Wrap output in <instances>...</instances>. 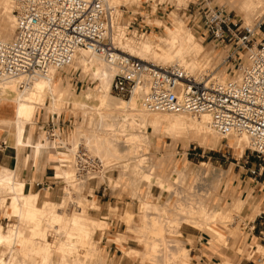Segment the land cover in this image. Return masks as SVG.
Here are the masks:
<instances>
[{
    "label": "rangeland",
    "instance_id": "rangeland-1",
    "mask_svg": "<svg viewBox=\"0 0 264 264\" xmlns=\"http://www.w3.org/2000/svg\"><path fill=\"white\" fill-rule=\"evenodd\" d=\"M12 1L13 0H0V23L9 21L10 19L15 21L14 17L16 14L15 11H13V4L9 11H2V8L5 5L11 4ZM193 2L195 1L128 0L126 3L117 7L120 13V16L117 18V23H121L125 26H129L130 22L132 24L134 23L127 31V37L129 39L146 43H150V41L154 40L158 45H161L158 41L160 39L167 40L171 34L170 32L169 35H165L166 29L172 28L173 31L176 23L181 24L183 22L193 33L195 40L204 47V55H207V62L209 64V67L206 69V71H208L206 78L218 77L220 73L225 72L224 76L227 78L226 80H228V77L235 79L232 78L233 73H230L233 64L230 62L226 64L225 62V58L228 55V48L222 46L215 47V43L203 34V21L199 20V17L193 21L194 17L189 16L192 15L195 10V7L192 6ZM235 2L236 0H227L224 6H226L227 12L231 11V16L235 15L236 20L242 22L244 26H252L255 22L259 19L262 20L264 17V0L263 3L259 5L260 8L247 14L249 17L235 6ZM216 3L219 5L221 4L218 1H216ZM129 12H131V16L127 14ZM245 19H247V21ZM143 27H145L144 30H142ZM55 78L59 80L60 86L69 92V94H66L67 96L65 95L60 101V110L52 112L45 107L41 108L35 114L32 124L26 125V127H28V130H34V123L37 122V120L41 121L43 117L46 122L48 117L53 119L52 116L55 115L54 118L56 123L53 121L52 123L57 126V129L59 128V130L55 132V135L59 137L61 143L59 148H57V152H59L58 154H64L63 159H60L62 156L58 155L55 160H59L61 165L65 167L62 169V172L66 178L65 180H57L62 184L63 197L61 199L62 203L60 202V208H56V210H61L66 217H72L78 214L86 217L89 216V219L94 218L93 220L96 219L97 221L99 220L106 223L105 228L102 230L97 229L94 236L91 238L90 245H93L92 250L90 249V245L84 246L85 249L84 247L79 249L77 258L80 260L81 264H95L96 256L94 255L97 254L99 257L102 256L104 258V264H192L191 252L195 249L196 238L183 236L182 229H187L186 231L188 234L197 236L200 243H209L212 241L213 244H216L217 242L213 248L210 244L207 246L215 258L213 264H219L220 260L224 258H228L232 264H239L242 261L251 262L249 264H264V248L257 246L264 245V243H260L254 238L248 240V236L243 230L249 223L255 220L259 214L264 212V195L256 199L251 198L250 194H248L247 197L244 198L241 197L239 192L236 193L234 189H231L229 186L233 179L237 178L240 169H242L239 168V166L242 165L244 161L248 163L244 169L257 168L260 164L250 153L248 147L244 149L241 157L239 150L236 149L233 142H231L232 135L229 136L227 140H221L220 137L213 138V141L206 145H200L198 143L199 138L193 132H181L180 138L176 141L170 139L167 133L151 137L149 140H146L148 142L150 141L149 143H144V147L147 146V150H144L145 153L139 150V152L142 153L137 154L138 156L139 154H143L145 157L142 156V158L147 157V162L145 161L144 166L150 165L151 168L153 166L152 171L155 176L154 178L148 179L141 178V176L134 178L131 172L134 167V162L129 161L130 166L128 163H124L123 165L121 161V163L116 161L104 165L97 156L88 153L89 151L83 145H79L78 148L75 149L76 152L74 153L76 157L72 155V153L69 155L67 154L68 151L65 149L64 144H66V141L72 136L75 128L79 127L84 129L87 128L88 125V119L82 116V113L78 110L74 101L75 99L83 101V95L90 90L94 91L96 95H100L98 92L100 87L96 80H92L90 73L84 74L81 70L75 71L72 68L56 73ZM110 94L117 98L111 92ZM117 99L121 100V98ZM126 100L128 99L122 101L129 102ZM46 103H49V99L46 100ZM58 116L60 124L57 123L56 118ZM188 117L194 119V117ZM118 123L123 125L121 121L116 124ZM3 125L6 126V129L8 128V124ZM41 126L42 125L39 124L36 128ZM122 127L127 129L126 125ZM40 131L41 141L47 138L50 147L52 142L50 138L46 136V127H42ZM148 132L150 133L151 131L149 130ZM39 141L40 140H37V142ZM144 147L142 149H145ZM70 149H72V147H70ZM237 160H240L239 166L236 164ZM146 163L148 164L146 165ZM56 165H58V163L54 164V166ZM173 169L183 170V174L178 181L176 180L175 183L171 182L172 186L170 189H167V191L163 189V191H161L154 182H156L157 179L168 181ZM203 170L205 171L203 172ZM196 171H199V173H196ZM190 173L191 176L193 175L192 177ZM195 174L202 178L197 179V176L194 178ZM203 175H205L206 178ZM248 177L250 176L248 175ZM212 184H217L215 191L211 188V186H213ZM104 188L113 195L112 200L117 204H108L106 213L97 217L94 212H99L101 208L97 205L95 198L93 199V191L94 189L101 191V189ZM0 197L3 198V200L1 199L0 201V225L2 231L6 233L8 231V225L13 224L17 226L19 229L18 231L28 232L31 227H33V224H30L28 218L22 215L23 212L19 213L18 211H14L11 213L8 207L11 203V196L4 193ZM232 199L241 201L243 206L239 213H235L232 218L229 219V205ZM200 200L207 204L204 212L206 216H210L208 220H212L210 224L211 227L218 231L220 235L217 239L221 240L225 238V242L220 240L214 241L211 234L215 235L216 232L208 226L201 230L184 221L189 213H197V208L195 206ZM80 201L85 204V207H82L81 213H78L76 207L78 206L77 202ZM141 202L154 204L157 206V209H159V207L162 208L158 211L161 214L157 213L152 216L155 220L159 218L163 219H159L160 225L163 227L162 234L157 235L155 232H152V229H158V224L156 223L154 224L155 226H152V223H148V217L144 219L145 221L143 223V215L139 213L138 207ZM162 211L165 213H162ZM214 213L216 216L211 218ZM130 214H132V216H130ZM146 215L151 216L149 213ZM159 215L163 217L161 216V218ZM8 219L12 220V222L9 223ZM47 225L49 224L45 222L41 223V227L46 234V239L43 241L41 237H35V245L43 246L45 240L54 246L59 243L61 237L56 235L54 229ZM139 228H145L143 231L144 236L140 234L137 235ZM207 229H210L209 233ZM176 232H180V236H177L178 234ZM140 240H143V242ZM174 240L176 243H180L182 248L190 249L188 258H183L182 260L175 258L173 260L175 254H172L173 252L171 250L173 249L171 247L173 246L172 243H175ZM144 241L147 242V247ZM13 243L8 247H6L7 245L0 246V257L4 261L11 260L12 256L17 255L18 251L20 253L24 249H21L16 242ZM35 245L33 243V246ZM54 246H51L53 252L52 261L58 264L59 254L54 252L56 251V246ZM238 248L242 250L245 248L244 250L247 251V256L237 252ZM31 249L33 250L32 247ZM150 249H154V252L152 253ZM250 249L252 251L253 249L254 251L258 250V253L251 255ZM29 251L30 247L27 249V252ZM85 251L89 254H86ZM134 251H136L135 254ZM32 254L33 253L29 255L32 256ZM85 255H87V258ZM27 256L26 253V264H29V261H34L33 257H30L28 260L27 258H29V256ZM162 257H164L165 260ZM171 257L172 261L170 260ZM87 259L90 260L88 261ZM168 259L170 261H168Z\"/></svg>",
    "mask_w": 264,
    "mask_h": 264
},
{
    "label": "bare ground",
    "instance_id": "bare-ground-1",
    "mask_svg": "<svg viewBox=\"0 0 264 264\" xmlns=\"http://www.w3.org/2000/svg\"><path fill=\"white\" fill-rule=\"evenodd\" d=\"M127 1L128 0H105L112 12L113 40L117 48L125 52L128 56L140 59L144 62L153 63L157 66L178 65L189 74L200 79L207 76L206 74L208 71H206V69L209 67V64L207 62V55H204V47L195 40L191 30L188 29L183 22L181 24L176 23L173 31L172 28L166 29L165 35H169L170 32L171 34L167 40L160 39L158 41L161 45H158L154 40L150 41V43H146L129 39L127 37V26L117 23V18L120 16L117 7ZM261 3H263V0H236L235 6L247 16V14L260 8L259 5H261ZM12 4L14 7L13 11H15V0H13L11 4L5 5L2 11H9L12 8ZM14 18L15 21L10 19L9 21L0 23V40L9 41L14 35L16 17ZM245 20L247 21V19ZM71 68L75 71L81 70L84 74L90 73L92 80L98 82L100 87L98 92L100 95H96L94 91L90 90L83 95V101L75 99L74 104L78 107L82 116L88 119V125L87 128L84 129L79 127L75 128L72 136H70L69 139L67 138L68 140L66 141L67 143L64 144V147L69 155L72 153V155L75 156V149H77L79 145H83L89 151L88 153L97 156L104 165L116 161H119V163L123 162V165L124 163L129 164V161L134 162V167L131 171L134 178L141 176V178L148 179L154 178L155 176L152 171L153 166L152 168L150 165H148L149 168L148 166H144L147 157L144 158L145 156L143 154H139V156L137 154L142 152L145 153L144 150H147V146L144 147V143L147 144L148 141L146 140H149V138L167 133L170 139L176 141L180 138L181 132H193L199 138L198 143L200 145H206L213 141V138L219 137V135L210 128L209 118L207 116L194 117V119H192L188 117L190 115L184 116L186 114L146 113L141 103L142 92L133 94L126 100L129 102H124L122 101L124 99L120 100L111 96V83L115 75V69L108 66L104 60L97 55L80 51L67 70ZM224 73H220L218 77L215 76L212 77V79L223 83L227 79ZM55 76L56 72H51L47 77H38L34 79L5 78L0 80V111L2 108H5L11 112V115H9L10 118L8 120L0 118V123L8 124L7 132L13 136L17 149L20 150L24 147L31 146L33 148V154H36L41 151L45 152L46 149L49 148L47 138H44V141L34 143L32 142L31 134H29L26 141L24 140V134L26 125L32 124L33 118L38 110L45 107L52 112L59 111L60 101L66 94H69L66 89L60 86V82L56 80ZM228 80L232 79L228 77ZM21 82H25L27 85L23 89L20 87ZM47 99H49V103H46ZM119 121H121L123 125L119 123V125L116 124ZM125 125L127 129L122 127ZM149 130L151 131L150 133L148 132ZM231 142H233L235 148L239 150L241 157L244 149L249 147L248 140L244 135H232ZM55 144L54 146H57ZM142 146L145 149H142ZM70 147H72V149H70ZM139 150H142V152H139ZM59 155L62 156L61 158H64V154ZM142 156L144 157L142 158ZM147 164L148 163H146V165ZM204 171L205 170H203V172ZM196 173H199V171H196ZM182 174L183 170L173 169L168 181L157 179L154 183L161 191H163V189L167 191V189L171 188L172 183L180 179ZM195 176H197V174L194 175V178ZM14 178H16L14 172L2 168L0 171V196L4 193L11 196V203L10 206H8L11 213L14 211L21 213V208H24L25 211L23 213L30 221V224H33V227H31L28 232H21L18 231L19 229L17 226L10 224L8 225V231L5 233L2 231L0 225V246L7 245L6 247H8L11 243L16 242L21 249L24 248L20 253L18 251L19 254L17 253V255L12 256L11 260L4 261L0 257V264H26V253L29 256V258H27L28 260L30 257L34 258V261H29V264H55L52 261L53 252L51 250V246L54 245L46 242V240L44 245L42 243L43 246L35 245L34 242L36 240L35 237H41L43 241L46 239V234L41 227L42 222L48 223L49 225L47 226L54 229L56 235L61 237L59 243L55 245L56 247L54 246L56 251L53 249L54 252L59 254L58 264H81L80 260L77 258L79 249L87 245L89 246L95 231H97V229H104L106 223L89 219V216L86 217L78 214L72 217H66L61 210H56V208H60V206H53L48 203H45L42 208H38L36 207V197L24 194L23 184L20 182L18 183ZM198 178L202 177L197 176V179ZM217 184H212L213 186H211L214 191L216 190ZM1 199L3 200V198L0 197V201ZM201 201L202 200L197 202L195 206L197 208V213H189L184 221L201 230L208 226L216 232H214L215 235L210 234L213 238H217L220 235L218 231L211 227L210 224L212 220H208L210 216H206L204 212L207 204ZM77 205L76 209H78V213H81V208L85 207V204L80 201L77 202ZM242 206L243 204L241 201L232 199L229 205V219H231L235 213H239ZM138 207L139 213L143 215V223L145 221L144 219L148 217V223H152V226H155L154 224L156 223L158 224V229H152V232H155L157 235L162 234L163 227L160 225V218L155 220L152 217L154 214L159 213L158 211L162 208L159 207V209H157V206L149 204V202H141ZM148 213L151 216H147L146 214ZM162 213L165 212L162 211ZM130 216H132V214H130ZM215 216L216 214L214 213L211 218ZM144 229L139 228L137 235L140 234L144 236ZM207 231L209 233L210 229H207ZM176 233L178 234L177 236H180V232ZM140 241L143 242V240ZM33 243L35 246H33ZM172 244L173 246L171 248L173 250L171 251L173 252L172 254H175L173 260L175 258L178 260L188 258V248H182L180 243H176V241ZM145 246L147 247V242H145ZM29 247V252L32 251L31 253H33L32 256L29 255L31 253L27 252ZM92 247L93 245L90 248L91 250ZM150 250L152 253L154 252V249ZM85 253L89 254L86 251ZM135 253L136 251H134V254ZM85 256L87 258V255ZM162 258L164 259V257ZM170 260L172 261V257ZM170 260L168 259V261ZM103 261L104 258L100 256L95 264H104Z\"/></svg>",
    "mask_w": 264,
    "mask_h": 264
},
{
    "label": "built area",
    "instance_id": "built-area-1",
    "mask_svg": "<svg viewBox=\"0 0 264 264\" xmlns=\"http://www.w3.org/2000/svg\"><path fill=\"white\" fill-rule=\"evenodd\" d=\"M202 1L204 7L195 5L193 21H203V34L215 47L228 48L225 62L233 64L235 79H200L178 65L157 66L128 56L114 43L112 12L105 0H15L14 35L0 40V80L47 77L67 70L80 51L97 55L115 69L111 93L117 98L142 92L146 113L207 116L221 140L244 135L248 150L260 162L247 173L253 185L264 190V17L244 26L223 6L209 7V0ZM133 25L130 22L127 30ZM25 86L20 83L21 89ZM56 131L51 123L46 136L59 148ZM243 230L248 240L264 243V212Z\"/></svg>",
    "mask_w": 264,
    "mask_h": 264
},
{
    "label": "crops",
    "instance_id": "crops-1",
    "mask_svg": "<svg viewBox=\"0 0 264 264\" xmlns=\"http://www.w3.org/2000/svg\"><path fill=\"white\" fill-rule=\"evenodd\" d=\"M193 1L195 2L192 3V6L195 7V5H199L201 7H204V3L202 0ZM216 1L221 4L219 5L218 3H216ZM226 2L227 0H209V3L207 5L209 7L223 6L226 9V6H224V3ZM189 16L194 17L193 14ZM9 115H11V112L9 110H6L5 108H2V110L0 111V118L8 120L10 118ZM54 116L55 115L52 116L53 119H50V117H48L46 122L44 121L43 117L41 118V121L37 120V122L34 123V130H28V127H26L24 140L26 141L29 134H31L32 142L36 143L37 140L41 141L42 139L40 129L42 127H46L48 131L52 121L56 123ZM56 119L57 123L60 124L59 116ZM39 124H41L42 126L36 128V126H38ZM57 151L58 150L54 146V144H51V146L47 148L45 152L41 151L36 154H33V148L31 146H27L19 150L17 149L13 136L9 132H7L6 126L0 123V171L3 168L14 172L16 175V178H14V180L16 179L15 181L23 184L24 194L36 197V207L38 208H42L45 203L51 204L53 206H60V204L62 203V184L57 180L66 179L64 173L62 172V169L65 167L61 165L59 160H55V158L59 155ZM55 163H58V165L54 166ZM229 186L231 189H234L236 193L239 192L241 194V197L244 198L247 197L248 194H250L251 198L256 199L264 195V190L262 187L253 185L251 177H248L246 169H240L237 178H234L231 185ZM107 191V189H101V191L94 189L93 191V199L95 198L97 205L101 208L99 212H94L95 216L97 217L102 216V214L106 213V207L108 204H117L112 200L113 195H111ZM24 211L25 209L21 208V212ZM22 215L25 216L24 213ZM11 222L12 220H9V223ZM186 230L187 229H182L183 236L196 238L195 249H193L191 252L192 264H213L215 258L213 257V254L209 251V248L207 246L208 244H210L213 248L217 244V242L216 244H213L212 241L209 243H200L197 236L188 234ZM213 240L219 241L220 239L213 238ZM220 241L225 242L226 239L222 238ZM257 246L264 248V245ZM244 249L245 248H243V250L238 248L237 252H240L247 256V251H245ZM249 251H251V255H255L256 253H258V250H255V252L254 249L253 251L251 249ZM94 256H96V260L99 258L98 254ZM249 263L251 262L242 261L239 264ZM219 264H232V262L228 258H224L220 260Z\"/></svg>",
    "mask_w": 264,
    "mask_h": 264
}]
</instances>
